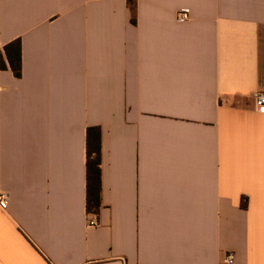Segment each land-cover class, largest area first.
Listing matches in <instances>:
<instances>
[{"label":"crops","instance_id":"obj_1","mask_svg":"<svg viewBox=\"0 0 264 264\" xmlns=\"http://www.w3.org/2000/svg\"><path fill=\"white\" fill-rule=\"evenodd\" d=\"M1 55L0 264H264V0H0Z\"/></svg>","mask_w":264,"mask_h":264},{"label":"trees","instance_id":"obj_2","mask_svg":"<svg viewBox=\"0 0 264 264\" xmlns=\"http://www.w3.org/2000/svg\"><path fill=\"white\" fill-rule=\"evenodd\" d=\"M132 5V0H129ZM8 65L15 77L21 76V41L15 39L3 48ZM0 69H7L2 55ZM101 130L97 126L88 127L86 131V211L98 214L101 207ZM246 206V203L243 202Z\"/></svg>","mask_w":264,"mask_h":264},{"label":"built area","instance_id":"obj_3","mask_svg":"<svg viewBox=\"0 0 264 264\" xmlns=\"http://www.w3.org/2000/svg\"><path fill=\"white\" fill-rule=\"evenodd\" d=\"M189 18V10L187 9H183L180 10L178 13V18L177 20L179 22H184ZM252 99H253V103L254 106L256 108L257 111L264 113V91L261 90H257L252 94ZM8 200V196L5 193H1L0 194V203H6ZM89 226L92 227H97L100 225L99 221L96 220L95 218H92L89 220L88 222ZM227 261L229 263H231L233 261V255L229 254L227 256Z\"/></svg>","mask_w":264,"mask_h":264}]
</instances>
